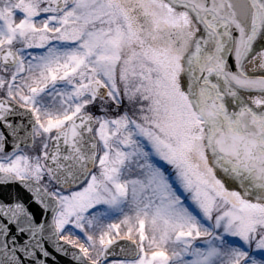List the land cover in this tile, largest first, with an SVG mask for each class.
I'll return each mask as SVG.
<instances>
[{"label": "snow or ice", "instance_id": "1", "mask_svg": "<svg viewBox=\"0 0 264 264\" xmlns=\"http://www.w3.org/2000/svg\"><path fill=\"white\" fill-rule=\"evenodd\" d=\"M0 264H264V0H0Z\"/></svg>", "mask_w": 264, "mask_h": 264}, {"label": "flooded vegetation", "instance_id": "2", "mask_svg": "<svg viewBox=\"0 0 264 264\" xmlns=\"http://www.w3.org/2000/svg\"><path fill=\"white\" fill-rule=\"evenodd\" d=\"M251 67V66H250Z\"/></svg>", "mask_w": 264, "mask_h": 264}]
</instances>
